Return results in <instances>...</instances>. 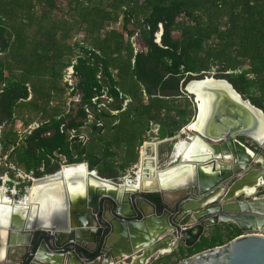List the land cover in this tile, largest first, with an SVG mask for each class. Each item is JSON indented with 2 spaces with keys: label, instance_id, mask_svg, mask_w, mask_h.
<instances>
[{
  "label": "trees",
  "instance_id": "1",
  "mask_svg": "<svg viewBox=\"0 0 264 264\" xmlns=\"http://www.w3.org/2000/svg\"><path fill=\"white\" fill-rule=\"evenodd\" d=\"M135 30L146 48L136 55L125 40ZM79 33L83 38L74 40ZM71 57L80 104L88 108L79 104L66 114L62 77ZM192 75L225 79L264 113V0H0V159L39 178L58 170L60 155L116 179L137 163L150 123L161 141L192 120L195 105L180 91ZM102 91L117 115L91 103ZM87 112L93 119L84 140ZM35 120L42 124L20 139L15 122ZM70 129L78 134L72 140ZM150 158L144 151L143 160ZM210 230L193 247L156 261L179 256L166 263L176 264L241 234Z\"/></svg>",
  "mask_w": 264,
  "mask_h": 264
},
{
  "label": "water",
  "instance_id": "2",
  "mask_svg": "<svg viewBox=\"0 0 264 264\" xmlns=\"http://www.w3.org/2000/svg\"><path fill=\"white\" fill-rule=\"evenodd\" d=\"M159 32L161 37V27ZM180 91L195 96L192 124L201 115L197 131L189 130L191 120L180 135L199 138L208 153L202 149L199 160L182 158L180 173L165 179L157 174L150 188L123 182L139 184L141 150L134 170L118 180L102 178L85 164L92 180L76 193L60 177L61 167L31 178L30 185L57 178L59 184L38 189L30 205L0 213V264H152L193 247L210 227L231 225L241 234L176 264H264V113L212 75H192ZM177 137L155 142L157 169L175 164L178 141L162 167L157 148ZM152 194L159 201L151 202Z\"/></svg>",
  "mask_w": 264,
  "mask_h": 264
},
{
  "label": "bare ground",
  "instance_id": "3",
  "mask_svg": "<svg viewBox=\"0 0 264 264\" xmlns=\"http://www.w3.org/2000/svg\"><path fill=\"white\" fill-rule=\"evenodd\" d=\"M159 37H160V34L157 35V40L159 39ZM194 97L195 96H193V98ZM200 114H203V110L201 111V109H200ZM200 120H201V115H200L199 121ZM199 121L192 124L194 122V119H193L190 122V124H192V125H190L189 130L190 131H194V130L197 131L198 127H199L198 126ZM185 135H186V133H185ZM178 141H179L178 144L176 145L175 149L172 152V154H173L172 160L176 159L175 164L168 166L166 168H163V169H157V159H156V156L152 154L154 151L155 142L145 143V145L143 146L141 153H140L141 165L137 166V169L139 171L135 174V176H138L139 184H137V182H132V183L129 182L128 178H126L125 181H123V182L127 183V184H129L135 188L136 187L139 188V185L141 183L145 187H148V188L153 187L155 184V181L157 180V174H160L161 179H165L169 176L176 175L177 173H180L183 170L182 166L185 164V163L182 164L179 162V160H181L182 158L199 160L200 157L203 156V153L201 152L202 149H205L206 150L205 153H208L209 147L203 141H201L199 138H197L195 136L190 135V141H188L186 138L179 139ZM144 149L148 150V154L150 156H152V158H154V159H149V161L147 159L143 160ZM76 165H85V163H82V164L80 163V164H76ZM70 166H74V165H70ZM64 168L65 167L61 168V172L59 175H60V177L62 176V178L67 182V185L69 187V191L71 193H76L77 191H79L83 186H85L86 181L88 179H91L89 177L88 170L85 169L83 166H79L78 168L69 169V170L63 172ZM144 171L147 172L145 175L143 174ZM140 174H142V175H140ZM56 181H58V178L54 179V180L49 179L48 181H46V182H48V184H45L43 186H42L41 182L40 183H33L27 189V193L25 194L24 198H22L21 200H18L19 202L15 201L14 199L8 200L4 196V190L1 189V191H0V213L13 211L14 209H20L23 205H25V206L30 205L32 203V201L34 202L35 196L38 192V189H44V187L59 184V182L56 183ZM39 186H42V188H40ZM0 217H1V215H0Z\"/></svg>",
  "mask_w": 264,
  "mask_h": 264
},
{
  "label": "built area",
  "instance_id": "4",
  "mask_svg": "<svg viewBox=\"0 0 264 264\" xmlns=\"http://www.w3.org/2000/svg\"><path fill=\"white\" fill-rule=\"evenodd\" d=\"M117 25L122 28L123 21H122L121 17H120L119 22L117 23ZM83 36H84L83 33H79L77 35V37L74 38V40H79L80 41L83 38ZM125 38H126L125 40H128L129 43L131 44V47L133 49V54L134 55H136L137 53L146 51V48L143 45H140V41H139L140 37H139L138 30L133 31V33L131 35H129V36L126 35ZM132 62H133V60H132ZM75 63H76V57H71L68 66L63 70L62 85L64 86V89H65L64 111H65L66 114H68V113L73 114V112L77 109V106L80 104V99H81V96H82L81 92H79L77 90V87H76L78 80H77V77L75 76L74 68H73ZM97 78L100 79V75L99 74H98ZM120 96H121V94H120ZM91 103L96 105V107L99 108V109L105 108L106 110H108V112L112 116L113 115H117L118 112H119L117 110H111V109L108 108L109 104L112 103V98L110 96H108L105 91H102V94L100 96L93 97L91 99ZM128 103H129V99H124L123 102H122V105H121L122 107H121L120 111L125 110ZM81 108H83L84 110L85 109L87 110L88 107L86 105H83V106L81 105ZM92 119L93 118H92L91 114H89V112H87L86 118L84 119V126H82L80 128V134H79L84 140L87 138V135H86V132H85L86 127H87V125H89L92 122ZM41 124H42V121L35 120L32 123L28 124L27 126H24V125L21 124V122L16 121L15 125L17 127H19L21 130H19V131H17L16 129L15 130L19 134L20 139H22L25 135H28L33 130L37 129ZM150 126H151V129H150L148 134H151V135H149L150 138H151L152 135H154V136L157 135L158 126L155 125V124H152V123H150ZM68 135H69V140H72L78 134H77L76 130L70 129V130H68ZM152 139H154L155 141H158L156 138H152ZM145 142H143V143H145ZM142 148H143V146L141 145L140 148H139V151L142 150ZM57 157L59 159L58 165L61 168L67 167V166H70V165H75V164H66L65 158L60 156V155H58ZM135 166H136V164L132 165L131 168H130V171H133ZM40 170H43V167H41ZM24 176L26 178L27 177L31 178V177H29L30 175L28 176V175L24 174ZM6 179H7V177L5 175V180H3L4 184L7 182ZM124 261H126V260L122 259L120 263H123Z\"/></svg>",
  "mask_w": 264,
  "mask_h": 264
},
{
  "label": "rangeland",
  "instance_id": "5",
  "mask_svg": "<svg viewBox=\"0 0 264 264\" xmlns=\"http://www.w3.org/2000/svg\"><path fill=\"white\" fill-rule=\"evenodd\" d=\"M113 28L116 29V30H121L122 29L117 24L114 25ZM181 93H182V95L188 96V98H190L191 102L194 103L193 97L187 95L186 93H184L182 91H181ZM194 105H195V103H194ZM14 128L17 131L21 130L16 125H15ZM86 131H87V129L85 130V132ZM182 138H185V136H183ZM243 141L245 143H247V145H249L252 149L258 150V148L252 142H250V141H248L246 139H243ZM146 142L151 143V142H156V141L154 139H151V140L146 141ZM173 143H174V141H171V142H168L167 144L164 143V144H160L158 146V148H157L158 164H159L160 167H162L165 164V162H167L169 160V154L171 152V148H172V144ZM165 156H167V157H165ZM4 161H5V157L0 159V178H1L0 179V191H1V189L5 188L4 194H5L6 197L8 196L9 198H12V199L17 200V201L21 200L24 197V195H25V191L29 188V186L31 184L30 183L31 182L30 179L34 178V177H32L31 175L30 176L28 175L31 178H28V177L26 178L24 176L25 173L21 169H16L12 163H7V165L4 166ZM2 168L3 169L7 168V171L6 170H2ZM58 168H59V165H58ZM129 171H130V169L124 175H127V173H129ZM5 175L7 177V179H6L7 182L4 184L3 180H5ZM19 178H20V183L25 185V187L22 190L19 188V186H17L19 184L18 183V179ZM9 183H11V186H9ZM227 228H229V227H227ZM210 231L211 230L209 229L207 234H205L204 236H209L210 235ZM175 252H177V251H175ZM162 257H164V256H161L160 258H162ZM178 257L177 256H173V257H171V259L169 261H167L165 259H163L162 261H154L152 264H166V263H169V262L170 263H174L177 260Z\"/></svg>",
  "mask_w": 264,
  "mask_h": 264
},
{
  "label": "crops",
  "instance_id": "6",
  "mask_svg": "<svg viewBox=\"0 0 264 264\" xmlns=\"http://www.w3.org/2000/svg\"><path fill=\"white\" fill-rule=\"evenodd\" d=\"M147 135H151V134H148L147 133ZM176 136V135H175ZM177 136H179V137H177L176 138V140H168L167 142H171V141H174V142H177L179 139H183L182 137L183 136H185V135H180V132L178 133V135ZM152 138H156L157 140H158V138L156 137V136H154V135H152V137L150 138V139H152ZM149 139V140H150ZM167 139H170V138H167ZM167 142H163L162 144H164V143H167ZM179 142V141H178ZM174 144V143H173ZM172 144V145H173ZM165 157H167V156H165ZM166 161V160H165ZM168 162V161H167ZM167 162H165V163H167ZM130 169V168H129ZM129 169H127L126 171H125V173L129 170ZM125 173H119V175H118V177L116 178V179H114V178H106V179H111V180H118L121 176H123ZM103 178H105V177H103ZM3 188V187H2ZM3 190L5 191V188H3ZM4 196H5V194H4ZM6 197V196H5ZM7 199H8V196L6 197ZM223 227H226V226H223ZM210 228H208V229H206L205 231H204V233H203V236L205 235V234H207V232H208V230H209ZM229 229V232H231V233H234L235 232V229H238L237 228V226H235V225H231V227H229L228 228ZM206 232V233H205ZM241 233V232H240ZM183 248H185V247H183Z\"/></svg>",
  "mask_w": 264,
  "mask_h": 264
},
{
  "label": "flooded vegetation",
  "instance_id": "7",
  "mask_svg": "<svg viewBox=\"0 0 264 264\" xmlns=\"http://www.w3.org/2000/svg\"><path fill=\"white\" fill-rule=\"evenodd\" d=\"M157 34H160V32L156 33V34H155V37H156ZM159 44H160V43H159ZM144 151H146V149H144ZM150 157H151L150 159H154V158H152V156H150ZM79 166H83V167L86 169L85 165H74V166H68V167H65V168L63 169V172H65V171H67V170H69V169H75V168H78ZM140 175H142V174H140ZM20 184H21V183H20ZM150 199H151V202L154 201L151 197H150ZM8 200H12V198H9V197H8ZM15 201H17V200H15Z\"/></svg>",
  "mask_w": 264,
  "mask_h": 264
}]
</instances>
